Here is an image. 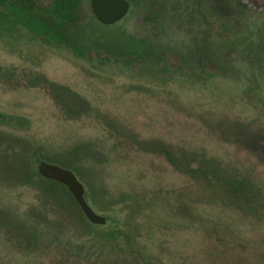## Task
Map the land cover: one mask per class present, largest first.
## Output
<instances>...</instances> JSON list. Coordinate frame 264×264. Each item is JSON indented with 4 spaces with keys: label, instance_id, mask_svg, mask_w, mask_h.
<instances>
[{
    "label": "rangeland",
    "instance_id": "1",
    "mask_svg": "<svg viewBox=\"0 0 264 264\" xmlns=\"http://www.w3.org/2000/svg\"><path fill=\"white\" fill-rule=\"evenodd\" d=\"M84 1V57L0 19V264H264V0Z\"/></svg>",
    "mask_w": 264,
    "mask_h": 264
},
{
    "label": "trees",
    "instance_id": "2",
    "mask_svg": "<svg viewBox=\"0 0 264 264\" xmlns=\"http://www.w3.org/2000/svg\"><path fill=\"white\" fill-rule=\"evenodd\" d=\"M217 2L232 9L231 17L235 21L248 16L238 0ZM84 10V0H0V19H9L13 25L23 27L34 39L53 47L67 48L80 57L85 55L80 48L85 35ZM59 165L73 171L66 164Z\"/></svg>",
    "mask_w": 264,
    "mask_h": 264
},
{
    "label": "water",
    "instance_id": "3",
    "mask_svg": "<svg viewBox=\"0 0 264 264\" xmlns=\"http://www.w3.org/2000/svg\"><path fill=\"white\" fill-rule=\"evenodd\" d=\"M90 7L97 21L104 26H111L117 25L127 17L130 2L129 0H91ZM38 173L46 180L63 184L73 194L76 203L91 224L105 225L106 218L95 213L87 203L84 185L79 182L74 172L55 164L41 162Z\"/></svg>",
    "mask_w": 264,
    "mask_h": 264
}]
</instances>
